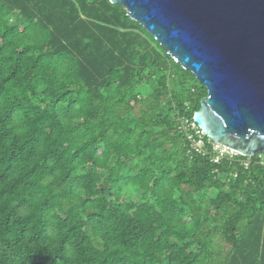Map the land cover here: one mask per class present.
<instances>
[{
    "label": "trees",
    "instance_id": "16d2710c",
    "mask_svg": "<svg viewBox=\"0 0 264 264\" xmlns=\"http://www.w3.org/2000/svg\"><path fill=\"white\" fill-rule=\"evenodd\" d=\"M207 96L110 0H0V264H264V154L179 129Z\"/></svg>",
    "mask_w": 264,
    "mask_h": 264
},
{
    "label": "water",
    "instance_id": "95a60500",
    "mask_svg": "<svg viewBox=\"0 0 264 264\" xmlns=\"http://www.w3.org/2000/svg\"><path fill=\"white\" fill-rule=\"evenodd\" d=\"M207 89L193 113L205 136L264 154V0H110Z\"/></svg>",
    "mask_w": 264,
    "mask_h": 264
},
{
    "label": "built area",
    "instance_id": "2783aa9c",
    "mask_svg": "<svg viewBox=\"0 0 264 264\" xmlns=\"http://www.w3.org/2000/svg\"><path fill=\"white\" fill-rule=\"evenodd\" d=\"M179 129L185 133L186 140L189 145V151L191 153H205V134L198 128L193 119L190 120L189 118L182 117L179 123ZM213 151H215L213 162H217L218 159L223 157L225 154H228L229 156L237 154L233 150L220 146L216 143H213Z\"/></svg>",
    "mask_w": 264,
    "mask_h": 264
}]
</instances>
